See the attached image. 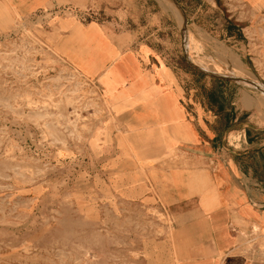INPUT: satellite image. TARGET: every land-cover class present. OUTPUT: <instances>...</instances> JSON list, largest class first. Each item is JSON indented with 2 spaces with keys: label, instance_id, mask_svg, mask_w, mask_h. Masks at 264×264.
<instances>
[{
  "label": "rangeland",
  "instance_id": "rangeland-1",
  "mask_svg": "<svg viewBox=\"0 0 264 264\" xmlns=\"http://www.w3.org/2000/svg\"><path fill=\"white\" fill-rule=\"evenodd\" d=\"M160 1L183 21L175 0ZM154 5L56 0L28 16H0V264H161L179 255L174 236H201L179 230L181 219L162 198L144 202L124 192V180L133 188L140 173L131 164L132 151L122 148L126 134H120L122 147L117 142L123 125L113 120L95 85L44 39L52 41L49 30L57 28L56 21L103 20L122 7L147 16ZM222 11L216 18L225 26ZM257 40L250 39L248 54L224 34L184 27L177 44L189 52L190 64L182 54L180 63L234 79L229 64L235 61L263 85L264 53ZM237 80L264 96L257 86ZM142 177L152 188L146 173ZM253 244L246 238L241 253H252Z\"/></svg>",
  "mask_w": 264,
  "mask_h": 264
},
{
  "label": "crops",
  "instance_id": "crops-1",
  "mask_svg": "<svg viewBox=\"0 0 264 264\" xmlns=\"http://www.w3.org/2000/svg\"><path fill=\"white\" fill-rule=\"evenodd\" d=\"M55 1L0 0V16H28ZM175 1L182 22L153 0L147 16L128 7L103 20L74 16L55 22L51 42L43 38L95 85L123 125L117 142L126 134L121 147L132 151L140 173L133 188L124 180V192L144 202L162 198L181 219L179 230L202 232L174 236L179 255L161 264H264V96L246 90L237 80L249 83L244 77L190 70L180 63L182 54L190 64L189 52L177 44L184 27H201L248 54L250 39H258L264 53V0ZM246 238L253 252L243 254Z\"/></svg>",
  "mask_w": 264,
  "mask_h": 264
},
{
  "label": "bare ground",
  "instance_id": "bare-ground-1",
  "mask_svg": "<svg viewBox=\"0 0 264 264\" xmlns=\"http://www.w3.org/2000/svg\"><path fill=\"white\" fill-rule=\"evenodd\" d=\"M185 37H186V39H188L189 40V34H188V32H186L185 33ZM188 46H190V45H188ZM191 52V51H190ZM191 56V55H190ZM198 62V61H197ZM195 63H196V61H195ZM200 67H203L204 68V64H200V63H197ZM226 65V64H225ZM230 65V70L233 72V73H235L236 75H237V77H239V76H241V77H244V78H246L248 81H249V83L250 84H252V85H255V86H257L259 89H261V91L264 93V88H262L263 87V85L262 84H260V83H258L255 79H252V78H254V77H252V75H251V77L252 78H248L247 77V75H246V72H245V70H244V68H242L241 66H237V65H235V64H229ZM206 67V66H205ZM207 68V67H206ZM229 69V68H228ZM227 69V70H228ZM208 70V69H207ZM226 70V69H225ZM237 77L235 78V79H237ZM262 86V87H261Z\"/></svg>",
  "mask_w": 264,
  "mask_h": 264
},
{
  "label": "water",
  "instance_id": "water-1",
  "mask_svg": "<svg viewBox=\"0 0 264 264\" xmlns=\"http://www.w3.org/2000/svg\"><path fill=\"white\" fill-rule=\"evenodd\" d=\"M175 3L178 5V3H177V1H175ZM204 71V70H203ZM206 72V71H205ZM214 75V74H213ZM219 76V75H218ZM223 77V76H222ZM227 78H229V77H227ZM233 79V78H232ZM235 79V78H234Z\"/></svg>",
  "mask_w": 264,
  "mask_h": 264
}]
</instances>
